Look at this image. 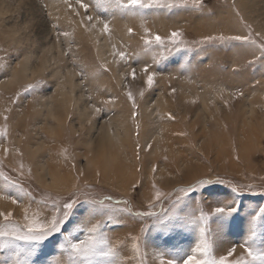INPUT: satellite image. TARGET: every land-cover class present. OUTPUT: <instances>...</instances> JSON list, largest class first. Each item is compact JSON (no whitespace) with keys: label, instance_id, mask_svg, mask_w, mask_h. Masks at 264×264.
Segmentation results:
<instances>
[{"label":"rangeland","instance_id":"1","mask_svg":"<svg viewBox=\"0 0 264 264\" xmlns=\"http://www.w3.org/2000/svg\"><path fill=\"white\" fill-rule=\"evenodd\" d=\"M78 10L79 16L63 0H0V129L7 132L0 137V171L23 188L9 190L19 203L0 200V212L23 223L25 207L49 217L53 201L74 196L156 216L177 199L188 216L236 203L240 212L214 239V254H226L248 237L264 207V59L257 47L264 42V0H203L199 8L143 15ZM98 19L108 20L111 31L103 32ZM173 31L183 33L179 47L168 42ZM156 35L165 45L145 44ZM218 35L249 36L257 44L200 43ZM146 65L155 73L151 88ZM30 85L38 86L28 91ZM21 164L23 175L16 171ZM202 181L212 183L187 196L181 191ZM153 184L166 194L160 202ZM121 200L129 204L117 205ZM155 218L117 215L123 222L105 232L131 259V237ZM211 227L217 231L214 221ZM255 228L257 242L264 240V220ZM198 239L193 227L169 245L189 249ZM56 244V237L45 242L37 264L66 260ZM141 246L147 264H158L157 249ZM241 255L237 246L232 259ZM7 260L0 251V264Z\"/></svg>","mask_w":264,"mask_h":264},{"label":"snow or ice","instance_id":"2","mask_svg":"<svg viewBox=\"0 0 264 264\" xmlns=\"http://www.w3.org/2000/svg\"><path fill=\"white\" fill-rule=\"evenodd\" d=\"M63 2L79 16L78 9H83L85 13H88L92 6L105 11L109 8H116L126 14L139 12L143 15L144 10L148 9L199 8L203 0H94V4L85 2V0H75V5L71 0H63ZM86 19L91 22L94 18L92 15H87ZM97 22L103 25V32L111 31L108 20L98 19ZM53 27L58 26L53 25ZM92 27H95V24ZM59 35H68V33L58 32L57 36ZM149 35L151 34L149 33ZM182 36L181 31H173L168 42L179 47L184 43L181 39ZM233 41L241 44H257L249 36L241 35L209 36L200 43L219 42L227 44ZM153 43L163 46L165 40L159 35L145 40L146 45ZM257 47L260 50L261 58L264 59V42L257 44ZM116 55L121 60L126 59L123 52H118ZM2 66L0 65V67ZM142 71L147 74L146 83L151 88L154 84L155 73H149L147 65ZM131 75L133 78L136 77L135 69L132 70ZM37 86L30 85L27 90L31 91ZM127 96L132 101L133 108H136L135 98L130 91ZM108 103H112V101L109 100ZM95 111L99 112L100 109L96 108ZM169 118L174 119L171 116ZM6 135V130L0 129V137ZM149 147L151 146L149 145ZM6 151H11V149ZM20 154L22 155V153ZM23 167L21 164L16 170L20 175H23ZM152 171L155 172L156 169L153 168ZM30 172L31 170H29ZM0 178L4 181L2 188H0V200H11L13 204L19 203L16 198L9 194V190L16 188L23 192L22 186L3 171H0ZM211 183L212 181H202L198 186H190L181 189V191L187 196L189 192L200 191ZM216 183H223V181L217 180ZM152 189L154 190V200L160 202L166 194L155 184L152 185ZM41 203L44 202L41 201ZM81 204L86 207L83 211H78ZM116 204L128 205L129 201H116ZM182 205L188 206L182 199H177L174 201L171 210L156 216L154 211L135 213L128 207H112L104 200L85 198L81 201L78 196H74L63 203L59 200L53 201L49 217L42 216L39 210L33 211L30 207H25L23 223L16 221L11 212H0V251H4L8 255V260L4 264H37V258L43 254L42 246L52 237H56V246L61 254L66 256V260H58L56 264H132V261L137 260L138 256L140 257L138 264H147L146 259L143 258L147 255L146 251L142 250L141 242L143 241L145 246L150 243L152 247L157 249L155 255L158 264H264V240L257 242V230L255 228L256 222L264 220V207L259 208L255 216L252 217L253 227L248 237L237 245L243 249L246 256L241 255L232 259L236 255L237 246L230 247L226 254L217 257L214 254V239L223 232L229 221L235 218V214L240 212L239 205L233 203L230 206H217L209 213H205L201 209L195 216L182 215ZM149 207L152 208L154 205L150 204ZM117 215L140 218L156 217L151 224H145L141 227L138 235L131 237L133 241L131 259H125L121 256L117 246L105 232L109 224L123 222L116 219ZM213 221L218 226L216 232H213L211 227ZM193 227L199 233L198 242L194 247L184 249L178 244L169 245V238Z\"/></svg>","mask_w":264,"mask_h":264}]
</instances>
